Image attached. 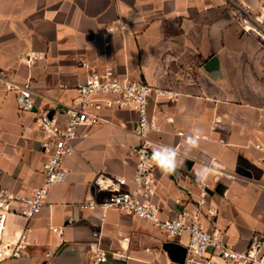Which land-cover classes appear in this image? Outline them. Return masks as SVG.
Returning <instances> with one entry per match:
<instances>
[{"label":"crops","instance_id":"1","mask_svg":"<svg viewBox=\"0 0 264 264\" xmlns=\"http://www.w3.org/2000/svg\"><path fill=\"white\" fill-rule=\"evenodd\" d=\"M256 31L264 35V0H0V189L31 194L48 157L37 114L21 109L13 87L30 84L36 105L59 115L90 70L82 61L99 70L111 64L121 78L181 92L150 107L160 125L150 135L154 148L174 146L183 160L175 173L157 169L161 215L206 191L205 227L248 249L264 235V43ZM103 114L106 121L80 128L75 153L64 160L68 177L42 210L28 222L9 216L6 237L25 229L31 245L2 264H92L98 248L110 252L107 264H171L163 243L185 246L144 219L84 207L116 190V177L135 172L137 113ZM195 129L199 147L184 156L183 141ZM205 167L200 182L196 173Z\"/></svg>","mask_w":264,"mask_h":264},{"label":"built area","instance_id":"2","mask_svg":"<svg viewBox=\"0 0 264 264\" xmlns=\"http://www.w3.org/2000/svg\"><path fill=\"white\" fill-rule=\"evenodd\" d=\"M111 32L112 29L105 32L106 39H109ZM256 32L264 43V35ZM33 58H37L34 53L29 55L28 62ZM82 65L90 70L76 85L77 99L64 104L59 115L36 105L30 84L13 87L22 93L21 109L37 114V124L44 135L41 147L48 157L44 164V181L31 194L0 189V264L23 257L31 245L25 229L15 239L6 237L9 216L16 215L28 222L42 210L51 188L68 177L64 160L75 153L80 128L106 121L103 112L115 109L132 110L138 115L135 134L139 143L135 150V172L132 179L116 177L120 187L118 190L111 191L103 200L90 197L84 207L117 209L127 216L151 222L168 237L185 239L187 252L183 264H264V240L251 254L253 241L248 249L239 250L227 242L225 231L217 226L205 227L203 206L206 191L193 203H182L177 199L176 202L184 207L166 217L161 215L160 205L155 200L159 167L150 159L155 149L150 135L159 131L160 125L157 116L150 112V107L157 102L175 101L181 92L141 79L121 78L111 64L101 70L90 67L85 61H82ZM215 214L216 211L211 209L209 215L213 217ZM58 232L62 234L63 231ZM108 259L106 250L98 248L92 264H107Z\"/></svg>","mask_w":264,"mask_h":264},{"label":"clouds","instance_id":"3","mask_svg":"<svg viewBox=\"0 0 264 264\" xmlns=\"http://www.w3.org/2000/svg\"><path fill=\"white\" fill-rule=\"evenodd\" d=\"M201 138L202 133L200 129H195L191 135L187 136L183 141V155L187 156L193 149L198 148ZM150 159L154 161L156 166L165 174L175 173L183 164L180 151L176 147L169 145H158L153 150ZM208 174L209 169L206 167L201 168V170L196 173L197 180L204 182Z\"/></svg>","mask_w":264,"mask_h":264},{"label":"water","instance_id":"4","mask_svg":"<svg viewBox=\"0 0 264 264\" xmlns=\"http://www.w3.org/2000/svg\"><path fill=\"white\" fill-rule=\"evenodd\" d=\"M214 61H215V59H213V62ZM237 172L239 174H244V175L250 174L248 171H246L245 169H242V168H237ZM116 184L118 185V188L116 190H118L119 184L117 182H116ZM221 188H222V184H219L215 190L217 192L221 193ZM209 193L213 194L214 191H209ZM263 240H264V235H257L254 237L253 243H252L251 254H254L257 251V249L259 248V246ZM162 248L165 251H168L171 254V256L173 257L174 262L171 264H183L184 263L186 252H187V248L184 245H182L178 242H174V241H166L163 243ZM96 250H95L94 254L96 253ZM113 264H125V262L118 259V260H114Z\"/></svg>","mask_w":264,"mask_h":264},{"label":"rangeland","instance_id":"5","mask_svg":"<svg viewBox=\"0 0 264 264\" xmlns=\"http://www.w3.org/2000/svg\"><path fill=\"white\" fill-rule=\"evenodd\" d=\"M208 198H209V197H208ZM207 200H208V199H207ZM106 253H107L108 256L110 257V255H111L110 252L106 250Z\"/></svg>","mask_w":264,"mask_h":264}]
</instances>
